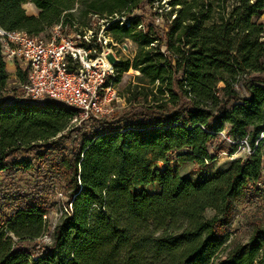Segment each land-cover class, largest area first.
Instances as JSON below:
<instances>
[{
  "label": "trees",
  "instance_id": "obj_1",
  "mask_svg": "<svg viewBox=\"0 0 264 264\" xmlns=\"http://www.w3.org/2000/svg\"><path fill=\"white\" fill-rule=\"evenodd\" d=\"M154 3L170 6L168 25L154 20ZM263 10L264 0H0V28L29 35L105 19L114 41L137 46L113 82L133 68L172 104L72 127L76 110L59 101L1 98L0 53V264H264V227L245 242L231 229L237 204L263 191ZM15 75L25 81L21 66ZM221 131L236 144L247 137L252 154L209 178L182 176L183 162L204 166L223 151ZM50 187L65 199L44 242Z\"/></svg>",
  "mask_w": 264,
  "mask_h": 264
},
{
  "label": "built area",
  "instance_id": "obj_2",
  "mask_svg": "<svg viewBox=\"0 0 264 264\" xmlns=\"http://www.w3.org/2000/svg\"><path fill=\"white\" fill-rule=\"evenodd\" d=\"M112 21L123 24L125 18L115 16ZM108 24L105 19H100L96 29L91 25L82 31H72L68 26L62 29L58 23L47 30L46 37L0 28L3 61H20L24 65L26 78L19 83L20 99L41 101L50 98L74 108L76 113L70 120L72 127L84 126L107 112L106 105L115 93L112 84L115 66L121 59L119 50L126 47L125 43L119 44L112 39L107 32ZM60 31L65 34L60 36ZM68 31L71 33L67 34ZM219 136L225 138L224 131L219 132ZM260 139L264 140V130L259 135ZM239 145L243 147L242 158L252 154L247 137L239 140ZM233 154L231 160L238 157L232 159ZM263 178L262 166V174L257 182L261 188ZM43 218H47L46 214ZM39 239L48 242L46 233Z\"/></svg>",
  "mask_w": 264,
  "mask_h": 264
},
{
  "label": "rangeland",
  "instance_id": "obj_3",
  "mask_svg": "<svg viewBox=\"0 0 264 264\" xmlns=\"http://www.w3.org/2000/svg\"><path fill=\"white\" fill-rule=\"evenodd\" d=\"M163 1H161L162 3ZM31 10V7L24 6ZM153 11L158 13V16H154V20L156 23H160L161 25H168L170 20L174 17V13H168L166 10L170 8L169 5L164 3V9H157L156 3L153 5ZM151 12V13H152ZM257 22L263 23L264 25V10L258 17L254 18ZM98 21L92 20V26L96 29ZM71 33L70 31L67 34ZM60 36L65 34L64 32H59ZM47 32L43 34L46 37ZM122 42L125 43V48L119 50L121 61L132 58L134 52L137 49L135 43H133L130 39H122ZM19 65L24 69L23 63L20 61L15 62V66ZM12 66L6 64L7 71V80L5 89L1 93V98L3 99H11V98H20L21 91L19 88V80L15 75V72H11ZM256 75V73H250L248 77ZM264 76V71L261 73ZM140 73L138 70L133 68L128 69L123 72L120 76V80L118 82H113L112 88L114 90V98L109 101L106 105L107 112H105L102 116H99L97 119L102 121H112L117 120L121 117H129L134 119L141 118V105L149 106L156 104H163L164 110L171 109L172 104L169 101L164 102L165 100H160L159 94L152 85L146 83L145 80H140ZM243 92V90L241 89ZM166 95V94H165ZM163 95V96H165ZM159 99V100H158ZM162 99V98H161ZM157 100V101H156ZM228 128V125H225V129ZM74 135L73 133L71 134ZM264 145V140H263ZM262 145V146H263ZM223 151H221L216 159L211 162L205 161L204 166H198L192 162H183L180 167V174L184 177L189 178L191 181L196 182L202 180L204 178H209L221 170L225 169L227 164L231 161V150L235 148L233 153H236L238 158H242L243 147L239 144H236L231 138L225 135ZM264 147V146H263ZM264 152V148L262 149ZM180 153V152H178ZM264 156V153H263ZM262 156V163L264 165V157ZM264 183V178H263ZM22 184V183H21ZM261 188V187H260ZM261 195L257 197L252 203H238L236 208V215L234 217V222L231 225V229L233 230V239L239 242H245L251 233V230L255 224H259L264 227V185L261 188ZM48 191V195L51 201L55 202V206L49 210L46 214L48 229L46 232L48 242L51 240V229L57 223L60 217V209H59V199H65V196L62 192L57 190H52L50 187ZM46 191V192H47ZM214 211L210 209H206L204 212L205 217H211Z\"/></svg>",
  "mask_w": 264,
  "mask_h": 264
},
{
  "label": "crops",
  "instance_id": "obj_4",
  "mask_svg": "<svg viewBox=\"0 0 264 264\" xmlns=\"http://www.w3.org/2000/svg\"><path fill=\"white\" fill-rule=\"evenodd\" d=\"M24 5H30L31 7V10H29L28 8L24 7ZM23 5V8L25 9V12L28 14V15H34L36 16L39 12V10L37 8H35L32 4L30 3H26ZM5 64H9L12 66V69H11V72L14 73L15 72V63L13 62H6ZM261 165L264 167L263 163H261Z\"/></svg>",
  "mask_w": 264,
  "mask_h": 264
},
{
  "label": "bare ground",
  "instance_id": "obj_5",
  "mask_svg": "<svg viewBox=\"0 0 264 264\" xmlns=\"http://www.w3.org/2000/svg\"><path fill=\"white\" fill-rule=\"evenodd\" d=\"M237 153V152H236ZM236 153H234L233 155H232V159H234L235 157H236Z\"/></svg>",
  "mask_w": 264,
  "mask_h": 264
}]
</instances>
